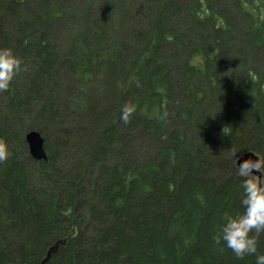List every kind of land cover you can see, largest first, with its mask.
<instances>
[{
  "label": "trees",
  "instance_id": "obj_1",
  "mask_svg": "<svg viewBox=\"0 0 264 264\" xmlns=\"http://www.w3.org/2000/svg\"><path fill=\"white\" fill-rule=\"evenodd\" d=\"M78 1L0 0V48L22 61L0 92V264H255L217 241L242 211L230 149L264 157V0H101L89 24ZM106 78L94 106L62 93Z\"/></svg>",
  "mask_w": 264,
  "mask_h": 264
},
{
  "label": "clouds",
  "instance_id": "obj_2",
  "mask_svg": "<svg viewBox=\"0 0 264 264\" xmlns=\"http://www.w3.org/2000/svg\"><path fill=\"white\" fill-rule=\"evenodd\" d=\"M21 65L22 61L11 48H0V92L9 90ZM135 112V105L125 103L120 109V120L125 125L130 124ZM230 152L233 158L239 159L237 176L241 181L242 211L221 214L217 242H222L223 247L219 250H230L237 260L254 257L255 264H264V253L259 251L258 241L264 234V157L245 160L234 148ZM10 155L6 142L0 140V163Z\"/></svg>",
  "mask_w": 264,
  "mask_h": 264
},
{
  "label": "rangeland",
  "instance_id": "obj_3",
  "mask_svg": "<svg viewBox=\"0 0 264 264\" xmlns=\"http://www.w3.org/2000/svg\"><path fill=\"white\" fill-rule=\"evenodd\" d=\"M78 1V0H77ZM80 1V2H79ZM78 2H76V5L77 6H79V7H76L75 9H72V8H69L68 10H69V14H70V21H74V20H78V19H84V20H87L86 22H84V23H87L88 22V24H89V22H91L90 20H92V17H89V18H85L84 17V12H85V10L83 9L86 5H82V3H86V4H88L89 5V7H91L90 9H89V14L93 11V12H96V13H99L100 12V10H101V7H100V2H101V0H79ZM84 1H86V2H84ZM108 1V0H107ZM113 1V0H112ZM126 1V2H125ZM79 3H81V4H79ZM126 4V5H128L129 7H131V5L127 2V0H119V3H118V5L120 6V5H123V4ZM99 4V5H98ZM139 4V8L140 9H142V5L140 4V3H138ZM96 5V6H95ZM217 10H220V11H225V7H215ZM83 10L84 12H82V10L81 11H78V10ZM140 9H138V11L140 10ZM134 11V7L132 8V9H130V12H133ZM139 15H141V16H143L142 15V13H139ZM82 17V18H81ZM31 18H33L32 16H31ZM141 20V19H140ZM70 21H68V22H70ZM82 21V20H81ZM128 21H130L129 19H128ZM145 21V20H144ZM130 24L131 23H129V24H127V26H128V28H129V26H130ZM83 28V27H82ZM127 28V29H128ZM126 29V30H127ZM82 30V29H81ZM130 37H132L131 36V34H129L128 36H126L125 38L126 39H128V38H130ZM178 48V51H179V53H180V50H179V47H177ZM176 48V49H177ZM263 54V56H264V52L262 53ZM115 59H117V57L115 56V54H114V60ZM250 59H254V60H252L253 62V65L254 66H256V67H258V64H259V67L260 68H262V67H264L263 65H261V64H263L264 63V60H262L263 62H261V63H258V59H255V58H253V57H250ZM260 59V58H259ZM243 62L241 61V62H239V64H242ZM108 80V81H107ZM192 80V79H191ZM106 81V82H105ZM105 81H100V83H99V87L97 88H95L97 91H85L84 89L82 90V91H80L79 90V87H78V85L75 83V81L73 82V83H71V84H65L63 87V90H62V93L63 92H66L67 90H69L70 88V91H73L74 92V89H76V90H78L79 92H77V91H75L74 93L72 92L71 94H73V95H75L76 96V101H78V99H80L81 97L83 98V99H86V100H89L90 101V104L93 102V106L95 105V103H96V101H100L101 99H99L98 97H101L102 95L100 94H98V92L102 89V90H104L105 91V87H107L110 91H111V89L112 88H114V87H111V88H109V86H110V80L108 79V78H106L105 79ZM67 85V86H66ZM66 86V87H65ZM92 89V88H91ZM107 93H108V95H109V92L108 91H106ZM70 94V95H71ZM69 95V96H70ZM102 101V100H101ZM89 112H91V111H84V112H82L81 114L80 113H74L73 114V117H71V116H69L70 118L69 119H71V120H67L68 122H70L71 123V121H73V123H71L72 124V126H73V128H75V129H77L79 126H80V124L82 123V122H87V120H88V117H89ZM67 115V114H66ZM68 116V115H67ZM70 124V125H71ZM43 127H44V125H42ZM47 126V125H46ZM53 132V134L57 131V130H54V128H52L51 129ZM58 132V131H57ZM52 134V135H53ZM78 138V136L77 135H75V134H73L72 135V139L71 140H65V143H71L72 145H74V143L76 144V139ZM73 142V143H72ZM137 144H139L138 146L139 147H141V145H140V143L138 142ZM86 182H87V180L89 179V178H91V172L89 173V175L87 174V176H86Z\"/></svg>",
  "mask_w": 264,
  "mask_h": 264
},
{
  "label": "water",
  "instance_id": "obj_4",
  "mask_svg": "<svg viewBox=\"0 0 264 264\" xmlns=\"http://www.w3.org/2000/svg\"><path fill=\"white\" fill-rule=\"evenodd\" d=\"M25 140L29 146V153L30 155L37 160L46 159V153L44 150V138L41 136V134L37 131H29L25 134ZM239 156H242L241 159H249L255 160L259 158L257 154H255L252 151H247ZM237 166L239 164V159L236 160Z\"/></svg>",
  "mask_w": 264,
  "mask_h": 264
},
{
  "label": "bare ground",
  "instance_id": "obj_5",
  "mask_svg": "<svg viewBox=\"0 0 264 264\" xmlns=\"http://www.w3.org/2000/svg\"><path fill=\"white\" fill-rule=\"evenodd\" d=\"M25 142H26V140H25ZM26 144H27V142H26ZM27 147H28V152H29V146H28V144H27ZM29 155H30V153H29ZM31 156V155H30ZM32 157V156H31Z\"/></svg>",
  "mask_w": 264,
  "mask_h": 264
}]
</instances>
